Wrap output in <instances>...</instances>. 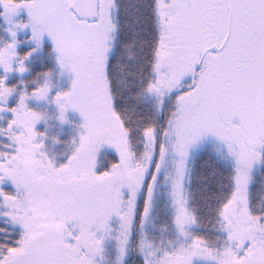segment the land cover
I'll use <instances>...</instances> for the list:
<instances>
[{"label":"snow or ice","instance_id":"obj_1","mask_svg":"<svg viewBox=\"0 0 264 264\" xmlns=\"http://www.w3.org/2000/svg\"><path fill=\"white\" fill-rule=\"evenodd\" d=\"M0 264H264V0H0Z\"/></svg>","mask_w":264,"mask_h":264}]
</instances>
